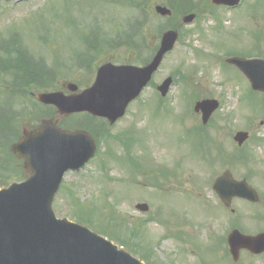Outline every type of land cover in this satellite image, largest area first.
Masks as SVG:
<instances>
[{
	"label": "rangeland",
	"instance_id": "obj_1",
	"mask_svg": "<svg viewBox=\"0 0 264 264\" xmlns=\"http://www.w3.org/2000/svg\"><path fill=\"white\" fill-rule=\"evenodd\" d=\"M259 1L258 5L257 0H245L240 9L233 11L220 8L218 12L223 18L224 30H216L217 21L210 16H199L190 25L185 26L187 32L183 35V41L178 42L173 51L165 56L159 69L152 77V81L158 84L171 74L173 77H177L173 74L177 69L185 74L183 83L173 84L167 96L163 98L164 106L168 108L157 115L153 114L157 93L148 86L128 106L125 116L111 127L110 131L113 135L107 144L101 145V151L94 160L78 173L68 172L64 175L62 183L65 187L71 188L73 187L72 183L77 182L76 187L74 186V195L78 200H95V202L92 201V204L96 205L91 206L95 210V214L92 215L91 222H88L89 226L98 227L95 220L110 217L116 227L113 229L114 232L109 230L108 236L112 235L114 243L118 244L125 240L128 241L131 237L129 243L135 244L137 249L142 246V251H137L139 257H143L142 259L145 258L147 261L156 262V264H232L231 259L223 256L224 245L216 251L215 240L217 239L215 238L225 237L229 227L238 222L248 232L249 230L255 232L264 229V221H261V214L264 217V206L261 203L249 206L233 201L229 208L220 204L210 190V181L215 173L219 174L227 167V158L217 160L214 166L208 164V159L203 162L199 155H193L190 152V141L186 139L187 136L185 137L184 131L181 129V126L183 128L184 125L188 127L193 123V120L196 124L198 123L197 115L192 110L193 92L195 93L193 95L202 94L209 98L223 99V108L219 113L213 114L211 125L207 131L211 137H220L224 142L223 151L228 153L234 152L236 148L230 135L238 130L248 131L252 135L243 148L246 150L250 148V152L251 148H254V153L253 151L250 153V158L254 159L248 163V166L254 168L255 172L251 181L261 193L260 197L264 198V144L256 143L257 141H253L252 138L253 136L261 138L264 143V95L248 92L246 90L248 84L245 79L226 77L222 66L213 62L210 57L214 50L213 47L219 43L223 48L229 50L249 47L251 37L247 30H251L254 26L251 24L250 14L248 15L249 12H252V8L247 7L246 4L254 6V15L261 16L264 26V0ZM110 2L112 1L23 0L17 5H8L1 0L0 33H4L5 29L13 26L22 28L28 18L25 27L35 26L52 30L50 36L55 40L51 41L53 46L50 45L49 49L54 48L53 52L59 54L60 58L64 56L68 60L69 57L74 61V50L76 55L86 51L80 42L82 27L87 29L86 35L92 37L90 45H94L93 41L99 34L97 26L94 25L100 24L105 45L107 41L113 42V38L117 36L116 32L124 30L127 19L128 22H133L139 14L130 4L124 5L122 1L116 2L117 4ZM151 3L152 5H150ZM156 3H163V0H150L147 5L149 17L145 20L144 37L148 47L156 44L157 30L161 22L152 14L153 4ZM45 4L54 5L55 13L58 14L57 18L52 20L35 19L31 16L34 11L41 10ZM95 17L99 21L96 20L94 23ZM254 18L256 17L254 16ZM259 20L257 18L256 21L259 22ZM198 27L201 30H197ZM240 28L245 29L240 30ZM24 32L22 35L24 43L29 46L30 51L37 54L45 53L47 62L52 69L50 53L35 44L36 39L33 35H29V31L25 30ZM261 36L263 37L264 33ZM98 48H100V52L92 57L88 68L78 69L71 66V61H66L64 71L60 72L61 76L57 78L65 79L67 82H76L79 88H84L85 85L92 82L95 69L102 62L110 60L113 63L121 64L137 57L136 52L133 49H127L126 46H118L113 50H109L105 46ZM261 49L264 50V43ZM199 50L205 54L198 52ZM241 52L254 53L255 51L242 50ZM143 54L144 51H142ZM220 54L223 55V53ZM13 59L6 66L17 72L20 67L19 57ZM23 61L26 59L23 58ZM230 72L234 74L233 71ZM49 88H55L54 83H51ZM0 90L2 93L0 96H3L4 91H12L9 87L4 86V83L2 85L1 80ZM184 90L190 97L185 94ZM23 98L25 99H21V101H18L17 98L0 99L9 102L14 109L7 113L5 122L0 124L2 138L0 153L6 154L5 146L14 141L17 129L22 123H34L33 120L36 119L37 112H42L33 103V98L32 102L29 101L31 99L29 96ZM189 109L190 117L187 114L184 115L186 111L189 112ZM181 114L184 119L179 117ZM243 116L247 117L244 119ZM65 118L60 120L61 123L79 120V117ZM246 119H251V122L245 125ZM64 120L68 121L64 122ZM98 134L101 135V133ZM120 137L127 138L125 140L126 148L117 140ZM212 144L213 141L210 142V145ZM128 153L137 163L143 165L142 173L137 175L130 173L133 169L128 163L129 161L124 159L127 158ZM211 153L216 155V149L214 148ZM237 157L239 156L237 155ZM0 160V164L6 165L13 174L9 177L10 179H21L12 170L18 162H12L6 156L0 157ZM100 163L104 168L108 166L106 177L104 178L102 175L99 183H92L89 178L91 175L104 173H102V167L98 166ZM156 167L175 170L177 174L175 179H171L170 183L166 181L163 187L164 189L174 188L170 192H168L169 190L158 192L147 187L144 183L143 178H150L154 175ZM231 168L236 179L241 178L247 170V167L239 164H233ZM259 169H263V172ZM4 178L5 176L0 175L1 181ZM130 180H136L137 184ZM107 190L106 200L113 212L111 209L108 212L105 208L103 195ZM67 194L65 189L56 194L53 202L54 211L57 217H66L69 220L77 221L76 217H72L73 213L70 216L67 215L68 209L74 208L66 204V200L69 199ZM139 202L148 204L147 212H139L135 209L134 205ZM95 215L98 217L96 218ZM254 215L255 219L252 217ZM149 216H156L157 220H149L147 218ZM144 219L146 220L145 224H140L137 229H134L138 232L137 237L132 238L133 229L131 227L136 224L134 222ZM79 221L87 224L83 218H80ZM120 230L123 232L119 233ZM168 231L169 236L166 237L164 234ZM238 262V264H264V258L252 257L247 252H241Z\"/></svg>",
	"mask_w": 264,
	"mask_h": 264
},
{
	"label": "water",
	"instance_id": "obj_2",
	"mask_svg": "<svg viewBox=\"0 0 264 264\" xmlns=\"http://www.w3.org/2000/svg\"><path fill=\"white\" fill-rule=\"evenodd\" d=\"M212 1L230 5L237 2ZM156 11L161 15L170 14L161 6H157ZM193 17L187 15L182 21L188 23ZM176 38L174 30L163 32L156 54L142 68L103 64L97 70L93 85L80 93L37 94L38 100L56 107L57 117L43 119L29 131L23 129L19 141L11 146L12 154L22 160L25 181L13 182L0 190V264H142L123 248L87 228L67 219L55 218L51 204L63 173L69 168L83 166L94 152V141L87 132L61 129L57 121L61 116L86 110L114 122L147 84ZM234 63L239 67L242 65L241 62ZM246 67L252 72L248 79L253 88L264 90L261 81L258 84L252 81L262 65ZM169 83L170 78L158 87L162 95H165ZM68 88L71 91L76 89L72 84H68ZM215 107V103L203 101L196 104L195 110L207 109L205 113H210ZM245 137V133H237L234 139L241 143ZM233 182L226 172L213 185L226 206L235 194L256 201L254 192L238 189ZM137 208L146 210V205ZM255 239L233 231L228 236L233 259L237 260L241 247L255 253L262 251L263 247L257 245Z\"/></svg>",
	"mask_w": 264,
	"mask_h": 264
},
{
	"label": "trees",
	"instance_id": "obj_3",
	"mask_svg": "<svg viewBox=\"0 0 264 264\" xmlns=\"http://www.w3.org/2000/svg\"><path fill=\"white\" fill-rule=\"evenodd\" d=\"M181 7H186V4H180L178 2L175 1V3L172 4V8H173V15H176L179 10H180V6ZM173 15L168 18V20L170 21V25L171 26H175V22H172V20H174V17ZM143 22H138L136 24H134L132 26V29L130 31V33L127 35V44L129 47H135V49L137 50V53H139L141 51V49L144 47L145 50L147 49L145 46H144V43L142 42V39L140 37V34L142 32V29H141V25ZM132 61H144L146 60V56L145 57H138V58H135V59H131ZM2 121H5V117L2 116ZM89 125V124H88ZM89 129H94V127H88ZM20 173V170H16V175H18ZM6 180V179H5ZM1 181V180H0ZM3 181V180H2ZM67 204H71L73 206H75L76 210L80 213V215H82V211L84 212V207L83 206H78L77 205V202L76 200L70 196V201H67Z\"/></svg>",
	"mask_w": 264,
	"mask_h": 264
},
{
	"label": "flooded vegetation",
	"instance_id": "obj_4",
	"mask_svg": "<svg viewBox=\"0 0 264 264\" xmlns=\"http://www.w3.org/2000/svg\"><path fill=\"white\" fill-rule=\"evenodd\" d=\"M44 84H46V80L42 75H37V76H33V74H30V76L27 75H21L19 77V79L16 81V86L14 87V89L12 90V86H10L9 88L12 91L9 92H3V95L9 94V95H13V96H32L33 95V88H36L37 90H39L40 86L42 87ZM62 86L64 85L63 83L61 84ZM1 90H0V95H1ZM245 252V251H243ZM247 252V251H246ZM252 257H262L264 256V253L259 254V255H251Z\"/></svg>",
	"mask_w": 264,
	"mask_h": 264
}]
</instances>
